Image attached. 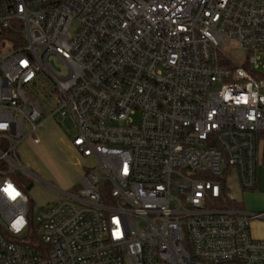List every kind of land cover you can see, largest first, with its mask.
<instances>
[{
	"label": "built area",
	"instance_id": "built-area-1",
	"mask_svg": "<svg viewBox=\"0 0 264 264\" xmlns=\"http://www.w3.org/2000/svg\"><path fill=\"white\" fill-rule=\"evenodd\" d=\"M0 35V264H264V213L220 207L258 186L264 0H0ZM58 117L95 164L35 220L19 149Z\"/></svg>",
	"mask_w": 264,
	"mask_h": 264
},
{
	"label": "rangeland",
	"instance_id": "rangeland-1",
	"mask_svg": "<svg viewBox=\"0 0 264 264\" xmlns=\"http://www.w3.org/2000/svg\"><path fill=\"white\" fill-rule=\"evenodd\" d=\"M225 52L237 63H242L246 57L237 41L230 42ZM66 75L67 71L63 70L62 76ZM47 127L41 134V144L27 141L19 149L24 166L32 174L19 173L17 179L29 198L35 220L42 210L66 201L64 193L78 187L83 179V170L95 164L93 159L84 158L73 149L70 136L75 135V130L70 119L58 117L49 121ZM29 182L32 185L30 190L27 189ZM225 193L229 203L243 201L244 191L234 168H230L226 178ZM254 223L251 224V232Z\"/></svg>",
	"mask_w": 264,
	"mask_h": 264
},
{
	"label": "crops",
	"instance_id": "crops-1",
	"mask_svg": "<svg viewBox=\"0 0 264 264\" xmlns=\"http://www.w3.org/2000/svg\"><path fill=\"white\" fill-rule=\"evenodd\" d=\"M243 210L249 213H264V136L260 144V161L258 166V186L254 191H244ZM252 235L264 239V221H257L252 226Z\"/></svg>",
	"mask_w": 264,
	"mask_h": 264
},
{
	"label": "trees",
	"instance_id": "trees-1",
	"mask_svg": "<svg viewBox=\"0 0 264 264\" xmlns=\"http://www.w3.org/2000/svg\"><path fill=\"white\" fill-rule=\"evenodd\" d=\"M5 38L4 35H0V40ZM31 185V183L29 182L27 184V187H29ZM220 207L222 208H233V209H243V203L242 202H234V203H229L228 201H226V198L222 199L220 201ZM33 238V237H32Z\"/></svg>",
	"mask_w": 264,
	"mask_h": 264
},
{
	"label": "water",
	"instance_id": "water-1",
	"mask_svg": "<svg viewBox=\"0 0 264 264\" xmlns=\"http://www.w3.org/2000/svg\"><path fill=\"white\" fill-rule=\"evenodd\" d=\"M32 188V185H30L29 187H28V190H30Z\"/></svg>",
	"mask_w": 264,
	"mask_h": 264
}]
</instances>
